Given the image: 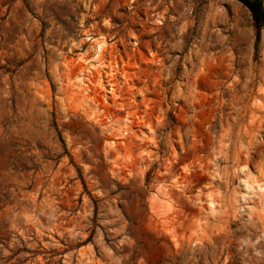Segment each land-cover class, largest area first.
<instances>
[{"label": "rangeland", "instance_id": "obj_1", "mask_svg": "<svg viewBox=\"0 0 264 264\" xmlns=\"http://www.w3.org/2000/svg\"><path fill=\"white\" fill-rule=\"evenodd\" d=\"M0 264H264V17L0 0Z\"/></svg>", "mask_w": 264, "mask_h": 264}, {"label": "bare ground", "instance_id": "obj_2", "mask_svg": "<svg viewBox=\"0 0 264 264\" xmlns=\"http://www.w3.org/2000/svg\"><path fill=\"white\" fill-rule=\"evenodd\" d=\"M110 19L113 20V17H110ZM198 74H199V72L197 73V75H198ZM194 75H195V74H194ZM197 75H196V76H197ZM202 75H203V73H202ZM194 78H195V77H194ZM204 79H205V78H204ZM186 83H187V82H186ZM194 83H195V82H194ZM196 84H197V81H196ZM194 85H195V84H194ZM195 86H196V85H195ZM187 87H189V86H187ZM231 88H232V87H231ZM217 89H219V88H217ZM222 89H223V88H222ZM236 89H237V88H236ZM195 90H196V89H195ZM227 90H228V89H227ZM230 90H231V92H234V93H236L235 91H237V90L234 91V89H230ZM191 91H192V90H191ZM240 91H242V90H240ZM244 91H245V89H244ZM190 93H191V92H190ZM237 93H238V92H237ZM213 94H214V93H213ZM232 94H233V93H232ZM241 94H242V93H241ZM241 94H239V95H241ZM189 95H190V94H189ZM224 95H225V94H224ZM229 95H230V93H229ZM212 96H213V95H212ZM226 96L228 97V94H227ZM230 96H232V95H230ZM233 96H234V95H233ZM87 97H88V96H86V98H87ZM211 98H212V97H211ZM240 99H241V98H240ZM228 100H231V99H228ZM235 100L237 101L238 99H235ZM196 101H197V100H196ZM210 101H212V100H210ZM213 101H214V100H213ZM233 101H234V100H233ZM238 101L240 102V100H238ZM238 101H237V102H238ZM199 102H202V101H199ZM207 102H208V101H207ZM219 102H220V101H219ZM213 103H214V102H213ZM228 103H229V102H228ZM193 104H194V102H193ZM199 104H200V103H199ZM210 104H211V103H210ZM231 104H232V103H231ZM236 104H237V103H236ZM197 105H198V104H197ZM220 105H221V104H220ZM228 105H229V104H228ZM260 105H261V104H260ZM209 106H210V105H209ZM213 106H214V105H213ZM262 106H263V105H262ZM262 106H261V107H262ZM203 107H204V106H203ZM205 107H206V106H205ZM205 107H204V108H205ZM223 107H224V106H223ZM230 107H231V106H230ZM257 107H258V106H257ZM235 108H236V107H235ZM243 108H244V107H243ZM198 109H199V108H198ZM214 109H215V107H214ZM233 109H234V107H233ZM245 109H246V108H245ZM260 109H261V108H260ZM262 109H263V108H262ZM218 110H219V109H218ZM234 110H236V109H234ZM234 110H233V111H234ZM211 111H212V110H211ZM215 111H216V110H215ZM238 111H239V110H238ZM216 112H217V111H216ZM231 112H232V111H231ZM239 113H240V112H239ZM147 114H148V113H147ZM237 114H238V113H237ZM148 116H149V115H148ZM149 118H150V117H149ZM223 118H224V117H223ZM150 119H151V118H150ZM153 119H154V118H153ZM156 119H157V118H156ZM147 120H148V119H147ZM157 120H159V119H157ZM160 120H161V119H160ZM144 122H149V120H148V121H144ZM144 122H143V125H141V126H144V125H146V124H149V123H144ZM150 122H155V121H152V120H151ZM160 122H161V121H160ZM160 122H159V123H160ZM227 122H228V121H227ZM141 123H142V122H141ZM157 123H158V121H157ZM230 123H231V122H230ZM150 124H151V128H152V126H153V128H154V124H155V123H154V124L150 123ZM227 124H228V123H227ZM139 125H140V124H139ZM156 127H157V125H156ZM151 128H150V129H151ZM148 129H149V128H148ZM150 129H149V130H150ZM143 130H144V129H143ZM143 130H142V128L139 129V134H141ZM151 130H152V129H151ZM146 131H148V130H146ZM155 131H156V130H155ZM169 137H170V135H169ZM140 140H141V139H140ZM142 141H144V140H142ZM178 145H179V144H178ZM175 148H176V147H175ZM181 148H182V147H181ZM171 150H173V148H172ZM173 151H174V150H173ZM173 151H171V152L173 153ZM175 152H176V151H175ZM202 156H203V155H202ZM170 158H171V157H170ZM168 160H169V159H168ZM197 160H198V159H197ZM171 161H174L173 158L171 159ZM199 161H200V159H199L198 161H196V162H199ZM202 161L204 162V160H202ZM205 161H206V160H205ZM165 163H167V162H165ZM168 163H169V161H168ZM170 164H171V163H170ZM170 164H169V166L171 167ZM202 164H203V163H202ZM204 164H206V163H204ZM198 165H199V164H198ZM207 165H208V164H207ZM207 165H206V166H207ZM193 166H195V165H193ZM208 166H209V165H208ZM165 167H166V165H165ZM200 167H201V166H200ZM174 169H176V168H174ZM181 169H182V168H181ZM181 169H180V170H181ZM183 169H185V168H183ZM192 169H193V168H192ZM201 169H202V168H201ZM167 170H168V168H167ZM171 170H172V169H171ZM190 170H191V169H190ZM174 171H175V170H174ZM174 171H173V172H174ZM178 171H179V170H178ZM182 171H184V170H182ZM188 171H189V170H188ZM205 171H206V170H205ZM205 171H204V172H205ZM207 171H208V170H207ZM173 172H172V174H173ZM210 172H211V171H210ZM178 173H179V172H178ZM212 173H213V172H212ZM172 174H171V175H172ZM175 174H177V173H174V175H175ZM187 174H188V173H187ZM190 174H191V173H190ZM161 175H162V174H161ZM169 175H170V174H169ZM171 175H170V176H171ZM181 175H182V173H181ZM184 175H185V173H184ZM208 175H209V174H208ZM170 176H169V177H170ZM169 177H168V178H169ZM172 177H173V176H172ZM175 177H176V176H175ZM183 177H185V176H183ZM183 177H182V178H183ZM187 177H188V176H187ZM189 177H190V175H189ZM179 178H180V176H179ZM175 179H176V178H175ZM184 180H185V179H184ZM184 180H183V181H184ZM177 181H178V180H177ZM179 181H180V180H179ZM185 181H186V180H185ZM172 182H173V181H172ZM174 182H175V181H174ZM188 182H189V181H188ZM188 182H187V183H188ZM185 183H186V182H185ZM187 183H186V184H187ZM176 184H177V183H176ZM191 184H192V183H191ZM177 185H178V187H179L180 184H177ZM181 185H183V184H181ZM196 185H197V184H196ZM209 185H210V184H209ZM212 185H213V184H212ZM210 186H211V185H210ZM210 186H207V187L210 188ZM169 187H170V186H169ZM186 187H187V186H186ZM182 188H183V187H182ZM182 188H181V189H182ZM198 188H200V187H198ZM178 189H179V188H178ZM158 190H159V189H158ZM165 190H166V189H165ZM184 190H185V189H184ZM196 190H198V189H196ZM199 190H200V189H199ZM208 190H209V189H208ZM160 191H161V190H160ZM177 191H178V190H177ZM201 191H202V190H201ZM166 192H167V191H166ZM196 192H197V191H196ZM169 193H170V192H169ZM178 193H179V192H178ZM199 193H200V191H199ZM188 194H189V193H188ZM188 194H187V195H188ZM168 195H169V194H168ZM183 195H186V194L183 193ZM157 196H158V195H157ZM160 196H161V194H160ZM160 196H159V197H160ZM164 196H165V195H164ZM164 196H161V197H164ZM168 197H169V196H168ZM170 197H171V196H170ZM196 197H197V196H196ZM165 198H166V197H165ZM189 198H190V197H189ZM155 200H156V198H155ZM155 200H154V201H155ZM158 201H159V200H158ZM155 203H158V202H155ZM165 221H166V220H165ZM179 222H180V221H179ZM164 223H166V222H164ZM164 223H163V224H164ZM181 223H182V222H181ZM180 225H181V224H180Z\"/></svg>", "mask_w": 264, "mask_h": 264}, {"label": "trees", "instance_id": "obj_3", "mask_svg": "<svg viewBox=\"0 0 264 264\" xmlns=\"http://www.w3.org/2000/svg\"><path fill=\"white\" fill-rule=\"evenodd\" d=\"M251 11L252 17L257 23H260L264 17L262 0H239Z\"/></svg>", "mask_w": 264, "mask_h": 264}]
</instances>
